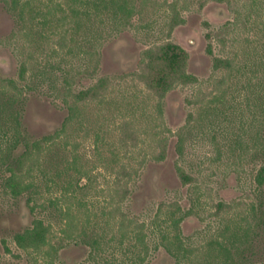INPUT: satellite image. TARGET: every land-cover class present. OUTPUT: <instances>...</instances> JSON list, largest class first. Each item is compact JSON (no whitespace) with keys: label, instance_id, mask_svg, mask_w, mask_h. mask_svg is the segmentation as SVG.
<instances>
[{"label":"rangeland","instance_id":"374dc122","mask_svg":"<svg viewBox=\"0 0 264 264\" xmlns=\"http://www.w3.org/2000/svg\"><path fill=\"white\" fill-rule=\"evenodd\" d=\"M165 43L198 82L159 101L135 73ZM213 57L232 69L213 71ZM101 77L102 101L69 95ZM47 136L33 189L13 198L6 179ZM263 164L264 0H0V264H264ZM121 167L133 174L117 203ZM36 218L51 255L13 242Z\"/></svg>","mask_w":264,"mask_h":264},{"label":"trees","instance_id":"16d2710c","mask_svg":"<svg viewBox=\"0 0 264 264\" xmlns=\"http://www.w3.org/2000/svg\"><path fill=\"white\" fill-rule=\"evenodd\" d=\"M68 5L74 6L77 3V0H64ZM176 4L172 3L169 4L171 12H176ZM167 46L168 43L158 45L154 48H150L146 51V58L144 69L141 72L135 73V77L144 84L146 89L148 90L149 94L152 97L157 98V100L161 101L167 91L171 89L174 85L181 84V85H189L197 83V79L188 74L186 72V62L184 60H174L172 55L168 52L167 53ZM211 54V50H210ZM213 71L218 70H226L230 71L233 67V62L231 59L228 58H221V57H213ZM20 74V77L24 79V71ZM228 73V72H227ZM225 78L222 77L217 80L219 84L225 83ZM11 85L15 83L11 80L9 81ZM111 80L108 77H101L99 78L91 87L80 90L78 92H69V95L73 98V100L77 103L84 102V101H102L106 95L108 87L111 85ZM129 122H125L123 126V132L127 130V126ZM58 135V134H56ZM126 135V134H125ZM130 136V135H129ZM53 136L43 137L40 140L35 141L31 148L33 150V154L28 159L29 166L27 167L25 173L22 172H13L11 176H9L5 181V187L9 194L13 198H18L22 194L29 192L33 189V184L30 181H27L28 178L31 176V172H33L34 168L38 166L39 159L41 155V151L43 145L53 140ZM167 144V139L162 138L158 139L155 142V147L159 148V152L154 154L155 159L163 158V154L165 153ZM26 154L21 156L17 159L18 167H22ZM179 170V176L181 177L182 181L186 183L192 178L184 172L182 169ZM136 173V172H134ZM131 172L127 171L125 167H121L117 173V180L114 181L115 188L113 190L114 196L118 197L117 203H121L122 199L128 194V189L126 187V178L132 177ZM122 179H125L124 182ZM255 181L258 186L264 185V164L259 168L258 172L255 176ZM113 196V198H115ZM115 200V199H113ZM116 201V200H115ZM222 207L223 205L220 204ZM116 210H119L118 207H115ZM122 218L119 222V227L121 230L124 228L127 229L129 226L128 220H126L125 216L121 212ZM75 216L73 214L67 213L66 220H67V229L69 230L70 227L76 226L75 223ZM182 218H175L172 220L169 229L170 232L173 234V244L175 250L180 252H186V249L182 246V240L180 238L179 232V224ZM67 230V231H68ZM125 231L124 234H126ZM51 225L46 224L44 220L40 218H36L33 220L32 226L23 229L20 232H17L13 235L12 239L17 248L24 250V251H31L37 254H52V251L55 250L53 245L50 243L51 239ZM75 235H73L74 237ZM139 239L141 242H144V236L140 235ZM165 239V237H164ZM94 243H96L94 241ZM223 250L225 248H222ZM9 252V250L7 249Z\"/></svg>","mask_w":264,"mask_h":264}]
</instances>
